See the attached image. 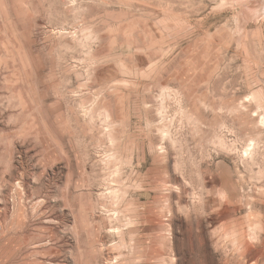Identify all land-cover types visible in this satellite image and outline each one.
<instances>
[{
    "label": "rangeland",
    "instance_id": "1",
    "mask_svg": "<svg viewBox=\"0 0 264 264\" xmlns=\"http://www.w3.org/2000/svg\"><path fill=\"white\" fill-rule=\"evenodd\" d=\"M0 0V264H264V0Z\"/></svg>",
    "mask_w": 264,
    "mask_h": 264
},
{
    "label": "bare ground",
    "instance_id": "2",
    "mask_svg": "<svg viewBox=\"0 0 264 264\" xmlns=\"http://www.w3.org/2000/svg\"><path fill=\"white\" fill-rule=\"evenodd\" d=\"M256 0H250V5H249V9H248V12L249 13H254L256 10H255V4H256Z\"/></svg>",
    "mask_w": 264,
    "mask_h": 264
}]
</instances>
